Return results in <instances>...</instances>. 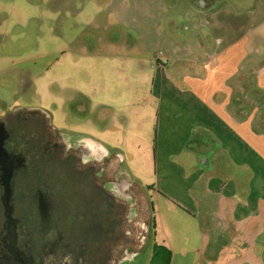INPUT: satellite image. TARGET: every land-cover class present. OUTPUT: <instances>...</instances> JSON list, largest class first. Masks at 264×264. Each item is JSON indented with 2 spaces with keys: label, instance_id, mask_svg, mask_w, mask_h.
Here are the masks:
<instances>
[{
  "label": "crops",
  "instance_id": "crops-1",
  "mask_svg": "<svg viewBox=\"0 0 264 264\" xmlns=\"http://www.w3.org/2000/svg\"><path fill=\"white\" fill-rule=\"evenodd\" d=\"M113 1L122 37L61 100L99 107L101 157L156 201L168 264H220L235 244L240 263L264 257V8L221 21L220 0Z\"/></svg>",
  "mask_w": 264,
  "mask_h": 264
},
{
  "label": "rangeland",
  "instance_id": "rangeland-1",
  "mask_svg": "<svg viewBox=\"0 0 264 264\" xmlns=\"http://www.w3.org/2000/svg\"><path fill=\"white\" fill-rule=\"evenodd\" d=\"M112 3L113 0H0V117L15 109L45 108L53 112L55 122L62 127L60 138L66 145L76 152L82 150L86 161L102 163L107 169L119 158L114 150L102 157L99 152L106 150L101 147L99 137L101 124L95 122L99 107L83 102L80 93L70 103L61 97L72 95L74 86L84 91L79 85L88 78L86 66L89 62L84 57L91 56L98 66L97 54L106 48L103 39H112L115 34L122 37L121 28L111 24L113 20L108 17ZM228 6L240 7L236 11L242 17L245 11H250L246 17L252 19L255 10L264 8V0H220L217 8L221 21L231 16ZM261 13L259 17L264 18V10ZM109 47L111 50L117 48ZM63 77L65 80L58 82ZM42 117H46L45 113ZM108 171V178L117 177L116 171ZM118 174L121 179L125 178L121 171ZM107 187L111 191H123V188ZM129 191L124 195L128 210L122 229L126 238L119 244L121 255L108 264H149L154 243L161 245L163 241L156 201L148 202L143 187L133 185ZM224 252L234 259L229 257L220 264H264V257L256 249L257 257L244 263L240 260L248 251L238 244ZM156 253L159 264H163V250L157 248ZM185 264H191L189 256Z\"/></svg>",
  "mask_w": 264,
  "mask_h": 264
},
{
  "label": "flooded vegetation",
  "instance_id": "flooded-vegetation-1",
  "mask_svg": "<svg viewBox=\"0 0 264 264\" xmlns=\"http://www.w3.org/2000/svg\"><path fill=\"white\" fill-rule=\"evenodd\" d=\"M51 117L39 106L0 117V264H108L133 186L108 189L117 179L66 145Z\"/></svg>",
  "mask_w": 264,
  "mask_h": 264
},
{
  "label": "trees",
  "instance_id": "trees-1",
  "mask_svg": "<svg viewBox=\"0 0 264 264\" xmlns=\"http://www.w3.org/2000/svg\"><path fill=\"white\" fill-rule=\"evenodd\" d=\"M159 248L161 250H163L164 252V262L163 264H168L169 263V260H170V256H171V252L169 250V248H167L166 246L164 245H157L156 243H154L153 245V257L150 258V261H149V264H159V260H157V253H156V249Z\"/></svg>",
  "mask_w": 264,
  "mask_h": 264
},
{
  "label": "water",
  "instance_id": "water-1",
  "mask_svg": "<svg viewBox=\"0 0 264 264\" xmlns=\"http://www.w3.org/2000/svg\"><path fill=\"white\" fill-rule=\"evenodd\" d=\"M0 148H1V144H0ZM4 184H5V187L7 188V184H8V174L5 175V177H4ZM6 192H7V189H6ZM6 194L7 193H5V197L3 198L4 199V201H3L4 203H5L6 198H7Z\"/></svg>",
  "mask_w": 264,
  "mask_h": 264
}]
</instances>
